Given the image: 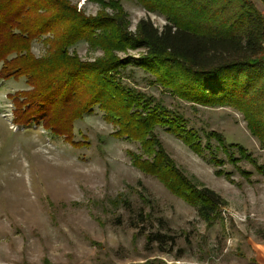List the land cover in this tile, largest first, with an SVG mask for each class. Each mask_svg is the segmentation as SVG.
<instances>
[{
    "label": "trees",
    "instance_id": "16d2710c",
    "mask_svg": "<svg viewBox=\"0 0 264 264\" xmlns=\"http://www.w3.org/2000/svg\"><path fill=\"white\" fill-rule=\"evenodd\" d=\"M86 1L98 5L97 13L85 15L70 0H0V79L24 78L29 87L7 94L12 124L40 126L81 148L90 142L84 135L75 139V122L98 108L113 128L112 137L139 145L138 152H126L131 164L195 207L211 226L224 200L179 169L156 129L208 156L215 173L228 179L225 162L236 166L246 160L262 176L264 163L222 134L190 126L183 112L127 83L131 72L126 71L139 68L150 85L178 101L237 111L264 151L263 16L253 0H135L165 23L158 27L141 18L130 30L122 0ZM37 40L45 45L39 57L31 51ZM79 41L102 54L81 59L70 51ZM128 49L144 53L117 55ZM218 148L225 159L216 155ZM239 172L248 178L249 172Z\"/></svg>",
    "mask_w": 264,
    "mask_h": 264
},
{
    "label": "rangeland",
    "instance_id": "374dc122",
    "mask_svg": "<svg viewBox=\"0 0 264 264\" xmlns=\"http://www.w3.org/2000/svg\"><path fill=\"white\" fill-rule=\"evenodd\" d=\"M70 1L85 15L97 13L95 3ZM253 3L264 18V1ZM121 5L130 30L141 18L158 27L165 23L135 0ZM31 51L42 56L45 45L34 41ZM70 51L83 60L102 54L84 41ZM143 53L128 49L117 55ZM126 72H131L127 83L183 112L190 126L216 131L264 163V151L237 111L178 101L150 85L139 68ZM28 88L24 78L0 79V264H264V176L252 163L225 162L228 179L215 173L208 156L156 129L179 169L224 200L220 216L208 226L195 207L131 164L126 152H138L139 145L112 137L113 128L98 108L75 122V139L84 135L90 142L81 148L40 126L12 124L7 94ZM215 152L225 159L219 148Z\"/></svg>",
    "mask_w": 264,
    "mask_h": 264
},
{
    "label": "bare ground",
    "instance_id": "6f19581e",
    "mask_svg": "<svg viewBox=\"0 0 264 264\" xmlns=\"http://www.w3.org/2000/svg\"><path fill=\"white\" fill-rule=\"evenodd\" d=\"M262 250H260V252H261ZM264 252V251H263Z\"/></svg>",
    "mask_w": 264,
    "mask_h": 264
}]
</instances>
